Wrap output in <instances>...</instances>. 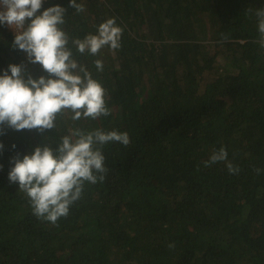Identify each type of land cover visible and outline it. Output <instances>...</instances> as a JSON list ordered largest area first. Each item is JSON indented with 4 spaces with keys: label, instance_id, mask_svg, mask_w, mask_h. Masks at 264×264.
<instances>
[{
    "label": "trees",
    "instance_id": "16d2710c",
    "mask_svg": "<svg viewBox=\"0 0 264 264\" xmlns=\"http://www.w3.org/2000/svg\"><path fill=\"white\" fill-rule=\"evenodd\" d=\"M69 3L45 0L40 12L67 9L68 46L105 89L111 114L73 121L65 111L43 133L2 126L0 264H264V47L255 15L264 0H77L82 13ZM110 18L123 29L121 48L78 53L71 41ZM15 35L0 25V75L17 64L48 76L12 47ZM77 128L127 132L131 142L102 147L104 181L85 182L53 225L33 215L8 173L17 154L55 148ZM222 147L227 160L206 167Z\"/></svg>",
    "mask_w": 264,
    "mask_h": 264
},
{
    "label": "clouds",
    "instance_id": "9594fccd",
    "mask_svg": "<svg viewBox=\"0 0 264 264\" xmlns=\"http://www.w3.org/2000/svg\"><path fill=\"white\" fill-rule=\"evenodd\" d=\"M44 2L0 0V8L4 9L0 10V25L16 30L12 47L26 52L30 63L41 65L48 73L37 79L26 73L23 65L10 64L0 75V134L5 124L17 131L37 129L43 133L57 128V117L65 111L73 113V121L96 120L111 114L106 107L105 89L73 57L68 46L70 38L62 29L67 9L55 5L40 12ZM68 7L76 13L85 11V6L77 0H70ZM255 15L264 47V8L258 9ZM122 33L116 19L110 18L98 26L96 34L89 33L71 43L81 55L95 56L105 47L113 51L120 49ZM94 65L97 71H103V61L97 59ZM130 142L127 132L70 130L55 148L49 144L37 146L22 158L19 154L13 157L14 166L8 179L18 183L19 191L26 194L33 215L56 225L59 218L69 215L70 206L81 199L85 182L104 181L107 168L102 147L109 143L128 146ZM3 149L4 144L0 142V152ZM226 160L227 151L222 147L205 161V166ZM227 168L230 174L239 172L230 162ZM256 171L259 174L260 170Z\"/></svg>",
    "mask_w": 264,
    "mask_h": 264
},
{
    "label": "rangeland",
    "instance_id": "374dc122",
    "mask_svg": "<svg viewBox=\"0 0 264 264\" xmlns=\"http://www.w3.org/2000/svg\"><path fill=\"white\" fill-rule=\"evenodd\" d=\"M0 10H4L3 8H0ZM10 27V26H9ZM14 32H16L15 29H13L12 27H10Z\"/></svg>",
    "mask_w": 264,
    "mask_h": 264
}]
</instances>
